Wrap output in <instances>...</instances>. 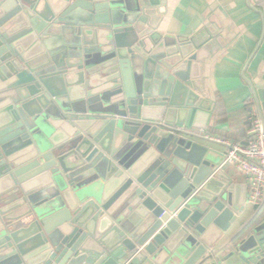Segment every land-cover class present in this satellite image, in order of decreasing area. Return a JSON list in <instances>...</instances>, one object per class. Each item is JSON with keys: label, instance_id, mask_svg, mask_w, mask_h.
Listing matches in <instances>:
<instances>
[{"label": "water", "instance_id": "obj_1", "mask_svg": "<svg viewBox=\"0 0 264 264\" xmlns=\"http://www.w3.org/2000/svg\"><path fill=\"white\" fill-rule=\"evenodd\" d=\"M165 6L0 0V264H264V198L215 248L245 195L195 141L201 56L161 42Z\"/></svg>", "mask_w": 264, "mask_h": 264}, {"label": "crops", "instance_id": "obj_2", "mask_svg": "<svg viewBox=\"0 0 264 264\" xmlns=\"http://www.w3.org/2000/svg\"><path fill=\"white\" fill-rule=\"evenodd\" d=\"M152 20L162 43L179 46L183 42L190 50L192 42L198 44L195 53L202 61L198 84L208 95L203 100L211 119L206 130L191 131L201 136L195 141L210 151L229 184L241 187L234 197L245 195L242 212L235 213L238 219L218 241V248L261 206L248 202L245 175L226 161L227 146L205 136L241 145L248 142L247 107L255 105L253 88L264 102V0H166V6L158 8Z\"/></svg>", "mask_w": 264, "mask_h": 264}, {"label": "built area", "instance_id": "obj_3", "mask_svg": "<svg viewBox=\"0 0 264 264\" xmlns=\"http://www.w3.org/2000/svg\"><path fill=\"white\" fill-rule=\"evenodd\" d=\"M249 108L250 125L247 129L246 145L231 143L210 135L205 137L227 146L226 161L235 165L245 175L248 202L258 207L264 198V131L255 105H250Z\"/></svg>", "mask_w": 264, "mask_h": 264}, {"label": "trees", "instance_id": "obj_4", "mask_svg": "<svg viewBox=\"0 0 264 264\" xmlns=\"http://www.w3.org/2000/svg\"><path fill=\"white\" fill-rule=\"evenodd\" d=\"M248 108V113H249V115H250V108L249 107H247Z\"/></svg>", "mask_w": 264, "mask_h": 264}]
</instances>
